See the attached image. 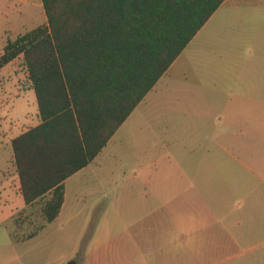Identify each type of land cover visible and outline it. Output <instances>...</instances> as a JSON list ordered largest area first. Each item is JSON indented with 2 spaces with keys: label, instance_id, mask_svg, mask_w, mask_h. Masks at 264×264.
<instances>
[{
  "label": "rangeland",
  "instance_id": "rangeland-1",
  "mask_svg": "<svg viewBox=\"0 0 264 264\" xmlns=\"http://www.w3.org/2000/svg\"><path fill=\"white\" fill-rule=\"evenodd\" d=\"M46 21L41 0H0V55L8 42ZM213 57L200 52L198 33L96 160L65 182L61 214L52 223L42 214L50 196L26 206L16 167L8 163L10 141L38 115L35 92L25 93L31 83L23 57L11 62L0 73V139L9 151L0 171V264H184L178 256L183 246L168 241L174 210L162 206L192 185L183 174L198 170L202 143L210 131L215 137L222 106L216 92L223 85L214 86L219 67L206 62ZM205 108L213 126L203 131L193 110ZM259 242L245 243L234 261L251 260L249 248Z\"/></svg>",
  "mask_w": 264,
  "mask_h": 264
},
{
  "label": "trees",
  "instance_id": "trees-1",
  "mask_svg": "<svg viewBox=\"0 0 264 264\" xmlns=\"http://www.w3.org/2000/svg\"><path fill=\"white\" fill-rule=\"evenodd\" d=\"M46 24L8 42L23 57L40 123L12 141L26 206L55 221L87 168L226 0H41Z\"/></svg>",
  "mask_w": 264,
  "mask_h": 264
},
{
  "label": "crops",
  "instance_id": "crops-1",
  "mask_svg": "<svg viewBox=\"0 0 264 264\" xmlns=\"http://www.w3.org/2000/svg\"><path fill=\"white\" fill-rule=\"evenodd\" d=\"M218 16L223 22L216 23ZM207 30L217 38L209 37ZM199 38L200 52L215 56L214 63L205 58L206 62L219 67L214 86L223 85L216 92L222 106L216 109L220 117L214 118L215 137L211 131L207 143L201 137L198 170L183 174L193 179L192 185L185 186L173 203L162 206L174 210L169 216L168 241L183 246L178 256L184 264H264V0H226ZM225 51L230 57H224L221 52ZM32 91L30 87L25 93ZM206 110H193L199 113L203 131L213 126ZM39 123L38 109L33 127ZM7 153L0 139L2 172L7 168ZM8 163L15 170L13 153ZM17 181L18 196L23 198ZM259 240L261 244L249 248L254 250L251 260L234 261L246 251L245 243Z\"/></svg>",
  "mask_w": 264,
  "mask_h": 264
}]
</instances>
